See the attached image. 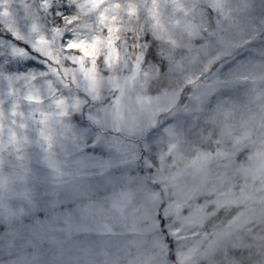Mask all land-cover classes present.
<instances>
[{"label": "rangeland", "instance_id": "obj_1", "mask_svg": "<svg viewBox=\"0 0 264 264\" xmlns=\"http://www.w3.org/2000/svg\"><path fill=\"white\" fill-rule=\"evenodd\" d=\"M202 1L215 18L193 0H147L142 16L131 0H0V22L45 64L12 78L0 67V141L23 129V164L58 129L55 142L79 145L62 181L20 161L0 170V264H264V0ZM61 4L59 36L45 15L56 26ZM239 47L177 104L174 88ZM26 56L0 41V57ZM18 172L45 186L47 209L25 190L9 198ZM19 205L49 223H12Z\"/></svg>", "mask_w": 264, "mask_h": 264}, {"label": "trees", "instance_id": "obj_2", "mask_svg": "<svg viewBox=\"0 0 264 264\" xmlns=\"http://www.w3.org/2000/svg\"><path fill=\"white\" fill-rule=\"evenodd\" d=\"M50 1V0H49ZM131 1H133V2H135V3H137V4H139V6H140V8L139 9H137V13H139L141 16H142V10H144V8H145V5H146V3H147V0H141V1H143V3H141V1H139V0H131ZM199 7H203L206 11H207V13H208V15L210 16V17H212V18H215V14L207 7V5L202 1V0H193ZM51 3H53V5H58V2H57V0H51ZM46 16V18H45V20H46V25H47V28L49 29V32H54L53 30H59L60 32L59 33H61V35H59V36H62V35H64L63 34V31H62V24L59 22L56 26H54V25H52V23H51V21H50V19L49 18H47V15H45ZM86 18V16H84L82 19L84 20ZM133 18H135V16H133ZM140 18V17H139ZM80 20H76L74 23H80L79 22ZM137 21V20H136ZM142 23V21L139 19V24H141ZM135 26V24H134V22H133V20H131L130 22H129V26L127 27V28H125L124 29V31L127 33L126 35L128 36V37H130V36H132L133 38H135L133 35V33L135 32V29L133 28ZM216 27V30H218L219 29V26H218V22H217V26H215ZM11 34V36L12 37H14L15 38V40H12V39H9L8 38V34ZM144 36H143V34L141 33V36H140V38H139V40H136V44L140 47V51H141V53H144L145 52V47H144V38H143ZM129 39V38H128ZM0 41H1V43L3 44V45H10V46H13V47H15V48H17V49H19L21 52H23V53H26L25 52V49H24V47L23 46H18V42H22L21 41V39H19L18 37H16L15 35H13L7 28H6V26L3 24V23H1L0 22ZM131 42V41H130ZM24 43V42H23ZM24 44H26V43H24ZM243 50V48L242 47H239V48H237L236 50H234L230 55H228V56H225V57H223L220 61H218V62H216V63H214L210 68H209V70H207V71H205V72H203V73H201L200 75H199V77L198 78H195V79H193V80H190V81H187V82H185L183 85H181V86H179V87H176V88H174V90L176 91V92H178V102H177V104L178 105H181L182 103H183V101L184 100H186L187 99V97H188V95L192 92V91H194L197 87H199L200 85H202L204 82H206L205 80H207L208 79V77L222 64V63H224V62H226L228 59H230V57L232 56V55H234V54H236V55H238V53H240L241 51ZM27 54V53H26ZM145 54V53H144ZM7 60V59H6ZM42 61H44V59H42ZM55 68L57 69V72H58V68L55 66ZM3 72L2 73H4V77H9V78H12V75L9 73V72H7V71H5L4 69L2 70ZM1 78V77H0ZM68 86L69 87H71L72 85H71V82L69 83V82H67V88H68ZM79 92V91H78ZM1 97V96H0ZM88 105H90V100L88 99L87 101H86V104L84 105V109H83V111L86 109V107L88 106ZM13 126V128L14 129H16V131H17V139L16 140H14L13 141V143H4L3 141H0V170L1 171H3V170H9V169H7L6 167H8V164L10 163V166L11 165H13L12 163H14L13 162V160L15 161V162H17L18 163V161H20L21 162V164L23 165V168L21 167V171L23 172V174H24V169H26V167L28 168V167H34V169H36V170H47V169H52V171H50L51 173H52V176L53 177H57L58 179H60L61 181H62V178H63V174H65V173H60V170L61 169H64V168H66L67 167V165H69V166H71V161H70V159H71V157L73 156V154L74 153H76V152H78L79 151V145H77V143L76 144H73V143H75V142H73V141H71V140H66V141H56L55 142V138L56 139H59V136H60V133L58 132L60 129H58L57 131H54V133H56L55 134V137H54V139L53 140H51L49 143H47V142H44V141H42L41 142V140H39V142L41 143L40 145V148H38V151H40V152H38L37 151V153L40 155L38 158H37V160H36V162L34 161V163L33 162H31V163H28L27 161H25V159H24V164L22 163V161H21V159H22V155H23V152L22 153H20L19 152V150L17 149V147L16 146H18V147H20V146H22L21 148H23V146H25L24 144H22V145H20V142L22 141V140H24L25 141V137H23L24 136V133H22V131H23V129H20V128H16V126H14V125H12ZM10 128H12V127H10ZM24 132V131H23ZM31 132H33V131H31ZM35 133V132H34ZM57 133H59V135L57 134ZM31 135H28V136H26L27 138H29ZM30 139V138H29ZM21 140V141H20ZM14 143H17V145H14ZM73 144V150H72V152L70 151V150H68V151H70L71 153L70 154H67V151H66V155L65 154H61L62 152H64V149L65 148H63V146H65V144H67V145H69V144ZM60 147V148H59ZM25 149H28L27 148V146H25ZM57 149V150H56ZM14 150V151H13ZM10 151H13L14 153H13V155L11 156L10 155ZM19 153V154H18ZM50 153H52V154H50ZM68 155V156H67ZM19 156H20V158H19ZM16 157V158H15ZM32 160V159H31ZM43 160H46V161H49V164L48 165H46L44 162H43ZM66 160H68V161H66ZM9 161V162H8ZM60 169V170H59ZM215 171V170H214ZM7 172V171H6ZM5 172V173H6ZM17 175H18V177H20V176H22L21 178H18V180H17V182L18 181H20V183H23L22 184V187H20L19 185H17V187L14 185V187H11L8 183H7V186L4 188V191H6L8 194H10V196H9V198H11V199H17V193L16 192H23L24 190H25V192L26 193H24V195H23V198H24V200L26 201V202H28L31 206H33V207H37L36 206V202L38 201V200H41V201H39V203H43L42 204V206H43V208H42V206H41V208L43 209V211L45 210V209H47L46 207H49V205H50V203H51V201L49 202V200H50V198H49V200H46V198H43V196H44V194H46L45 193V186H43L42 188H41V191L40 190H37V188H38V186L37 187H35L36 188V190H35V188L34 187H32L31 189H28V188H26L25 186H23L24 184H26V185H29V186H31V185H34L36 182L35 181H33V180H31L30 178H29V176L27 177V175H19V172L17 173ZM51 175V174H50ZM25 177H27V181L26 180H24L25 179ZM5 180V179H4ZM64 180V179H63ZM48 181V180H47ZM12 184H14L15 183V181H14V183H13V181H10ZM49 183H50V181H48ZM4 183H5V181H4ZM60 184H63L64 185V183L63 182H59ZM43 184H46V185H49V186H47L48 188H50L51 189V185L50 184H52V183H50V184H47L46 183V179H45V182L43 183ZM10 190H11V193H10ZM17 190V191H16ZM13 192H15L14 194H12ZM10 199V200H11ZM7 202L9 203V200H7ZM49 202V203H48ZM48 203V204H47ZM40 207V206H39ZM18 210H19V213H14V216H12L11 215V217L14 219V221H12V223L13 222H22V221H20V219H22V218H24L25 216L27 217H30V216H35V214H39V212L37 211V210H31L30 208H28V207H26V206H24V205H19L18 206ZM37 209H38V207H37ZM39 210L42 212V210L39 208ZM22 213H24L23 215V217L21 218V215H22ZM222 213V212H221ZM220 217H222L221 216V214H220V216H219V220H221V218ZM226 217L227 216H225L224 218H223V223L226 221ZM33 220H34V218L33 219H31L30 221L29 220H25V222L26 223H28L29 224V226L30 227H38V226H32V222H33ZM12 223H10V225L12 224ZM28 224H26L27 226H28ZM7 225H8V222H7ZM9 229V228H8ZM9 243V239H7V238H5V239H3V241L2 240H0V243Z\"/></svg>", "mask_w": 264, "mask_h": 264}, {"label": "snow or ice", "instance_id": "obj_3", "mask_svg": "<svg viewBox=\"0 0 264 264\" xmlns=\"http://www.w3.org/2000/svg\"><path fill=\"white\" fill-rule=\"evenodd\" d=\"M58 9L60 10L61 14L57 17L60 23L64 22V13L71 14L72 9L68 7L66 4H61L58 6H53L50 11L53 14H56ZM68 35L67 33L65 34ZM8 38L15 40L11 34H8ZM18 46H23L25 52L27 53L26 57L20 58H13V59H4L0 57V67H2L5 71L9 72L10 74L20 75V74H27L29 72H43L45 71V64L42 63V57L40 53L35 52L30 45L24 44L23 42H18ZM81 127L86 128L87 121H83L80 124ZM50 221V217L48 216L47 212L41 217L39 214H35V218L32 222V226H38L43 228L46 224ZM0 230H5L3 226H0Z\"/></svg>", "mask_w": 264, "mask_h": 264}]
</instances>
